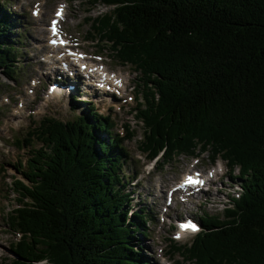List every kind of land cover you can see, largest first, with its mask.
Returning a JSON list of instances; mask_svg holds the SVG:
<instances>
[{"label": "trees", "instance_id": "1", "mask_svg": "<svg viewBox=\"0 0 264 264\" xmlns=\"http://www.w3.org/2000/svg\"><path fill=\"white\" fill-rule=\"evenodd\" d=\"M86 1L113 8L88 19L91 38L142 76L143 151L172 164L209 151L212 163L242 167L230 207L200 213L202 232L174 249L192 264H264V0ZM5 9L0 69L10 76L22 68L23 39L8 35ZM92 110L47 117L18 141L42 147L14 182L21 207L8 220L21 237L11 264H149L140 242L155 218L134 211L138 174L126 172L124 140Z\"/></svg>", "mask_w": 264, "mask_h": 264}, {"label": "rangeland", "instance_id": "2", "mask_svg": "<svg viewBox=\"0 0 264 264\" xmlns=\"http://www.w3.org/2000/svg\"><path fill=\"white\" fill-rule=\"evenodd\" d=\"M4 2L7 5H3L1 1L0 6L6 7L5 11L9 21L11 20L7 33L14 40L21 36L23 45L19 61L22 68L10 76L4 69H0V264H11L15 257L13 246L21 237L12 229L8 220L12 211L21 207L16 200L19 196L14 182L24 179L23 174L28 168L29 159L33 157V150L38 151L42 147L36 139L30 147L29 144L22 145L18 141L28 138L29 133L47 117L68 122L84 116L87 109H95L92 110L93 113L106 116L110 120L114 125L113 135H119L124 140L123 145L129 159L126 164L128 176L140 175L132 183L137 190L130 191L135 192L133 205H137V209L139 203L144 208H150L155 217L153 223L146 224L150 239L140 242L148 248L143 253L149 264H192L181 258L179 251L174 249V244L180 246L191 243L195 235L177 232L176 221L200 213L222 214L231 205L230 197L239 191L238 180L233 178L241 172L242 167L237 164L232 172L230 163L223 158L212 164L209 156L212 153L209 151L199 156L181 155L174 164L165 162L164 157L160 158L161 155L157 159H151L149 153L143 151V142L146 141L145 126L137 118V109L144 101L143 90L139 88V85L143 86L142 76L136 71V66L131 63L123 64L109 47H103L99 36H96V40L91 38L94 29L88 19L106 14L113 8L102 5L92 8L86 0ZM60 7L63 11H59ZM57 11L60 12L58 16L61 15L58 24L60 36L71 42L70 50L74 48L80 56L84 55L89 62L106 70V75L113 79L119 78L117 81L121 85L115 84L117 88L112 93L110 91L104 96L96 93L94 88L85 87V78L80 73L70 79L73 72L64 76L63 71L56 68L55 61L58 57H54L53 54L56 53H52L48 33H52L51 25L54 24ZM52 47L65 49L62 45ZM49 56H53L52 60ZM60 75L64 76L63 82L68 81L65 78L70 79L67 87L60 85L66 88V92L71 84L81 82L84 86L79 90L76 87L67 96L63 90L56 88L58 85L53 87L55 81L60 80ZM111 86L113 87L112 83ZM51 88L58 91L52 92ZM77 91L83 93V98H77ZM207 149L212 150L210 147ZM196 170L206 172L209 178L212 177V189H198L201 193L190 198L180 195L175 199L171 197L170 189L186 174ZM230 172L234 174L230 175ZM208 192L210 193L207 194ZM180 200L187 203L182 205Z\"/></svg>", "mask_w": 264, "mask_h": 264}, {"label": "bare ground", "instance_id": "3", "mask_svg": "<svg viewBox=\"0 0 264 264\" xmlns=\"http://www.w3.org/2000/svg\"><path fill=\"white\" fill-rule=\"evenodd\" d=\"M61 9L59 10V11H63V9H62V7H60ZM59 11H57V16L53 19L54 20V24H56V23H58L59 24V22H60V19H61V15L60 16H58L59 15ZM63 19V18H62ZM58 28H59V26H58ZM113 33V32H112ZM49 34V37H50V40L51 39H56V37H57V35H55V36H52L51 35V31L48 33ZM64 40V39H63ZM65 41V40H64ZM153 42H155V41H153ZM65 43H67V44H64L63 46H70V44H71V42L70 41H65ZM157 43V42H156ZM17 47V46H16ZM51 47V46H50ZM66 49V48H65ZM64 48H62V47H51V50H52V53L54 52V53H56V54H53V55H55L54 57H58V58H60V59H66V60H68L69 59V57H73V55H69V53H71L72 51H70V50H65ZM145 49V48H144ZM171 51V50H170ZM183 53V52H182ZM185 54V53H184ZM187 54V53H186ZM53 57V56H52ZM51 56H49L48 58H50V60H52L51 58H52ZM74 57H78V55L76 54ZM74 61H77V60H74ZM175 65V64H174ZM184 65V64H183ZM40 67H41V69L43 68V64L41 63L40 64ZM172 70V69H171ZM181 72V71H180ZM70 75L72 74V73H69ZM101 74L102 75H105L106 76V70H102L101 71ZM75 75H71V78L70 79H72V77H74ZM70 79H68V81H55V85H58V86H60L61 84H67V83H69L70 82ZM77 79V78H76ZM114 81H113V83L114 84H119V85H121V82L119 83L117 80H119V78H115L114 77ZM184 80V79H183ZM187 80V79H186ZM99 82H100V80H98ZM60 83V84H59ZM78 83H80V82H78ZM82 85V84H81ZM71 86V85H70ZM70 86L68 87V92L67 93H69L70 92ZM115 88H117V86H114ZM191 89V88H190ZM82 90V89H81ZM186 91V90H185ZM92 92H94L93 90H92ZM113 92V91H112ZM111 92V93H112ZM75 94H77L76 96H77V98H83V96H82V94L79 92V91H77V93H75ZM93 94V93H92ZM57 95V94H56ZM78 95H81V97H79ZM86 95V94H85ZM114 95V94H113ZM104 96V95H103ZM78 101V100H77ZM80 102H82L83 103V101H80ZM159 109V108H158ZM156 118V117H155ZM68 125V124H67ZM162 136V135H161ZM72 139V138H71ZM165 141V140H164ZM48 159V158H47ZM237 172V171H236ZM132 181V180H131ZM185 181V178L182 180V183ZM181 183V184H182ZM183 188V187H182ZM185 189H188V190H190L189 188H185ZM204 189H208V190H211L212 188L211 187H204ZM171 191V190H170ZM172 192V191H171ZM179 195L180 194H178L177 196L179 197ZM135 196V195H134ZM167 201V200H166ZM34 212V211H33ZM193 217V216H192ZM28 218V217H27ZM197 218H199V216H197ZM198 221V220H197ZM213 222V221H212ZM215 224V223H214ZM213 236V235H212ZM62 243V242H61ZM33 248V247H32ZM186 253V252H185ZM146 264V263H145Z\"/></svg>", "mask_w": 264, "mask_h": 264}, {"label": "snow or ice", "instance_id": "4", "mask_svg": "<svg viewBox=\"0 0 264 264\" xmlns=\"http://www.w3.org/2000/svg\"><path fill=\"white\" fill-rule=\"evenodd\" d=\"M189 182H198V181H191V179H190ZM189 227L191 228L192 231H197L198 230V229L195 228L194 225H189Z\"/></svg>", "mask_w": 264, "mask_h": 264}]
</instances>
